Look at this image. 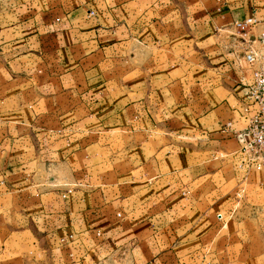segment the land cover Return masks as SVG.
<instances>
[{
	"label": "crops",
	"instance_id": "obj_1",
	"mask_svg": "<svg viewBox=\"0 0 264 264\" xmlns=\"http://www.w3.org/2000/svg\"><path fill=\"white\" fill-rule=\"evenodd\" d=\"M244 19L264 0H0V264H264L217 242L264 190L229 161Z\"/></svg>",
	"mask_w": 264,
	"mask_h": 264
},
{
	"label": "built area",
	"instance_id": "obj_2",
	"mask_svg": "<svg viewBox=\"0 0 264 264\" xmlns=\"http://www.w3.org/2000/svg\"><path fill=\"white\" fill-rule=\"evenodd\" d=\"M262 27V31L256 33L254 29ZM236 37L240 36L246 44L244 59L253 69L254 81L250 87L252 98L258 106V112L252 117L249 130L252 140L243 148L234 153L239 157L238 167L248 171L256 169L264 170V21L244 19L234 23Z\"/></svg>",
	"mask_w": 264,
	"mask_h": 264
},
{
	"label": "rangeland",
	"instance_id": "obj_3",
	"mask_svg": "<svg viewBox=\"0 0 264 264\" xmlns=\"http://www.w3.org/2000/svg\"><path fill=\"white\" fill-rule=\"evenodd\" d=\"M263 22V21H262ZM234 26L230 27L229 31H225L224 34L226 37H236L235 30L233 28ZM232 28V29H231ZM221 31V30H220ZM218 31L217 33H223L222 31ZM256 33H259L262 31V27H257L254 29ZM239 39H242L240 36L236 37ZM235 52L237 53L238 56H243L242 53V48L240 46H235ZM240 53H242L240 55ZM244 57V56H243ZM239 157L236 156H231L229 158V161L231 163L235 164L238 166L239 164ZM241 171V177H244L246 175V170H240ZM253 182V181H252ZM251 183V179H249V184ZM248 187V191L244 193V196H242V203L240 204L238 208V212H241V215L238 216V219L235 221L237 222L238 225L237 228H235V231L231 234L225 233V234H220L217 237V242H220V245L228 244V243H235L237 245V249L239 251L247 249L245 245L248 246H253V258L261 255V252H257L255 250V246L260 244L262 240H264V190L263 191H256V188L253 186H246ZM251 189V190H250ZM264 189V188H263ZM259 192V193H258ZM229 220V219H228ZM234 220L232 222L229 221V226L228 227H233L235 223ZM239 223L241 225H239ZM233 225V226H231ZM263 238V239H262ZM223 248V247H222ZM245 248V249H244ZM226 251L221 252V259H223L224 255L226 254ZM245 254V255H244ZM206 257L205 260L207 261L206 264H211L212 259L214 257ZM238 256H240L242 259L247 257V251H243L242 253L239 252ZM216 259V257L214 258ZM106 264H113L112 262H108ZM116 264V263H115Z\"/></svg>",
	"mask_w": 264,
	"mask_h": 264
}]
</instances>
